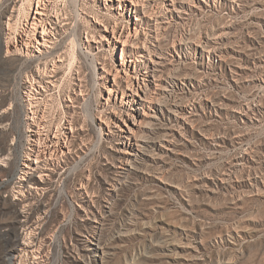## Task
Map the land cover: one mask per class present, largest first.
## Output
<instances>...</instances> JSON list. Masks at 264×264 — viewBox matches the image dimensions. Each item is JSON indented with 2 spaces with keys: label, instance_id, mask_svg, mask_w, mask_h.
<instances>
[{
  "label": "rangeland",
  "instance_id": "374dc122",
  "mask_svg": "<svg viewBox=\"0 0 264 264\" xmlns=\"http://www.w3.org/2000/svg\"><path fill=\"white\" fill-rule=\"evenodd\" d=\"M38 1L7 0L0 23V70L12 68L10 81L0 73V154L7 157L0 160V231L10 234L0 232V264L27 223L42 264H78L82 235L93 232L105 255L89 257L92 264H264V107L251 112L264 106V82L252 79H264V0H135L137 8L130 0ZM35 16L39 33L47 28L46 44L35 38ZM26 30L32 43L17 51L12 38ZM217 34L250 52L253 70L240 85L214 53L180 50ZM179 55L181 73L196 76L188 97L198 105L187 110L196 109V126L218 142L188 131L176 153L146 164L148 174L123 172L118 125L139 118L121 102V89L137 83L131 59H161L167 76ZM203 97L224 108L209 113ZM39 122L44 139L59 125L65 153L47 154L45 175L21 187Z\"/></svg>",
  "mask_w": 264,
  "mask_h": 264
},
{
  "label": "bare ground",
  "instance_id": "6f19581e",
  "mask_svg": "<svg viewBox=\"0 0 264 264\" xmlns=\"http://www.w3.org/2000/svg\"><path fill=\"white\" fill-rule=\"evenodd\" d=\"M6 1L7 0H0V23L2 16L8 12V6H4ZM130 1L131 6L135 5L137 8V1ZM39 2L40 0L38 1V3ZM168 5H175V0H171ZM38 6L40 7V4H38ZM126 6H128V4ZM177 12H180V10ZM39 13H41V11L36 10V14ZM177 15L181 17V14ZM11 18L12 13L9 14V20ZM136 19L140 20V17L137 16ZM38 21L39 16H35L32 22V27L34 33L36 34V32H38L39 34V37L35 36V38L39 43L41 40L40 37H42L44 44H46L47 40L45 37V30L47 28H45V25L41 26L43 31L40 34L38 31V26L40 27L41 24H38ZM8 24L10 29V21ZM73 25H77V23H74ZM116 26L117 25L114 24L112 28L114 34ZM67 29H69V27ZM3 31L4 28L1 27L0 51L4 46L2 37ZM137 31L138 30L136 29V32ZM221 36L222 35L218 34L213 36H206L204 40H199L198 43L195 44L196 46L189 45V43H182V45H180V50L184 51L188 48H193L194 51H196V54L199 53L202 57H204L206 53H208V55L209 53H214L219 57V60H221L222 63L225 62L228 65L229 76L234 82L233 84L240 85L245 79L244 75L253 70L251 64L246 62V58L250 56V52L246 51L245 47H243L244 45H241L240 43H224ZM12 39L15 40V49L17 51L21 50V47H19V45L29 46V44L32 43V37L28 34L27 30L14 35V38ZM210 41H215V43H217V46L211 47L212 45L210 46L208 44ZM208 45L211 48L208 47ZM157 48L160 47L157 46ZM7 51H10V47L8 44ZM148 53L150 54V51ZM159 54V56H162L161 59H163L162 53ZM179 56L180 59L177 62L178 66L175 68V72L168 74L167 76H163L162 74L163 60L161 59L153 60L151 57H149V59L147 58V61L139 63L137 61L140 60H138L137 57L135 58L136 60L131 59V62L134 63V77L137 80V83H134V81H130V83L127 84L126 90H122L120 88L122 91L121 102L133 109L135 114H137L139 118L134 116L133 125L125 123L126 128H122L121 125H118L121 132L119 134L120 146L117 147V151L125 154L124 157H122L123 165H121L123 172L145 173V167L147 166L146 164H149L148 162L156 163L170 153H176L177 146H179V144H183L186 140H189L187 139L188 131H197L206 140L214 141V144L218 142L217 137H214L213 135L210 136L209 134L204 132L203 127L196 126V109H193V107H191L190 111L187 110L189 106L195 107L196 105H198V101H190V98L188 97L189 93L191 92L189 85H191L194 80H196V76L194 75V73H181V71H183L184 64L186 63V59H183L181 55ZM1 61H4V59L0 54V62ZM122 63L125 64L126 62L124 61ZM129 66L132 67V63L129 64ZM201 66L202 69H199L198 71L200 74L206 72L204 70L205 67L202 63ZM143 68H145L144 71H142ZM11 72V67H8L6 70H0V73H3L5 75V79L7 81H10L11 79ZM50 72V75H52L53 72ZM117 73L118 70L114 76L115 81L113 85H117ZM43 74L41 73L40 75H37V77H33L36 81L38 78L40 81H42L43 79H45V77L42 76ZM252 79L264 82V79L262 78L260 79L253 77ZM152 83L155 84L154 89H152L151 87ZM110 90H112V88H110ZM200 100H202L201 102L205 101V103H207V108L209 109V113L211 114L215 113L217 115L219 110L224 108L222 100L218 101L217 99H210L209 97H203ZM263 107L264 106L261 104V102L259 104H255V106L251 109V112H259ZM146 108H148L147 111L145 110ZM138 109H142L143 113H140V111L138 112ZM41 123L39 122V127L36 130L32 129L34 133L31 132L30 138L32 148L31 153L29 152V155L27 156L24 163L25 167L22 168L23 171L20 178L23 182H20L22 184L21 187H32V185L29 184L32 183L33 179L36 176V173H40V177H43V175H45L44 171L46 168H43L44 162L42 164V161H46L47 158L45 159V157L47 154H49L51 157L52 155H54V158L58 160L59 153H65L64 145L61 141L62 134L59 125L57 126L58 128L53 137L46 139V136L48 137V130L44 139V133L42 134L43 131L42 129H40L43 128L41 126ZM135 127L139 129L135 130ZM0 135H2L1 130ZM66 143L68 144L69 140ZM6 158H3L2 155L0 157V160L3 159V161H5L4 159ZM149 173L152 174V172L150 171ZM22 190L20 189V191ZM26 229L27 232L23 236V240L17 243L16 247L10 248L7 251V256L5 257L6 264H42L43 260L41 249L35 243L36 238H34V236H31L33 226L27 223ZM0 232L3 235V238H7L8 235H10L7 229L1 230ZM28 234L30 235L27 236ZM82 236H84L82 238V249L86 252V254H84L82 251L80 252L79 250H77V260L79 262L78 264H92V262L89 260V257L92 258V261L96 260V258H103L105 255V249L100 243L97 232L87 233L86 235L84 234Z\"/></svg>",
  "mask_w": 264,
  "mask_h": 264
}]
</instances>
